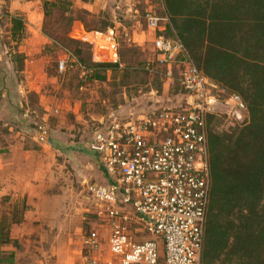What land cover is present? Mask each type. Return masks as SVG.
<instances>
[{
    "label": "built area",
    "instance_id": "obj_1",
    "mask_svg": "<svg viewBox=\"0 0 264 264\" xmlns=\"http://www.w3.org/2000/svg\"><path fill=\"white\" fill-rule=\"evenodd\" d=\"M145 18L155 33L157 64L169 84L177 71L185 94L177 105L127 116L110 111L99 123L91 147L111 182L88 184V192L110 227L109 252L102 254L99 232L90 229L82 264H201L211 184L206 117L216 107L242 117L245 108L239 94L199 70L178 38L158 33L161 17L148 11ZM110 42L95 48L96 62H120L114 29ZM132 221L150 237L134 240Z\"/></svg>",
    "mask_w": 264,
    "mask_h": 264
},
{
    "label": "trees",
    "instance_id": "obj_2",
    "mask_svg": "<svg viewBox=\"0 0 264 264\" xmlns=\"http://www.w3.org/2000/svg\"><path fill=\"white\" fill-rule=\"evenodd\" d=\"M71 6L70 0L44 1L46 14ZM157 11L159 27L183 43L199 70L245 103L242 117L226 107L206 117L211 184L201 264H264V0H157ZM13 24L14 32L22 27L19 19ZM119 54L118 63L91 59L82 80L127 75L121 48ZM4 203L7 196L0 203L1 247L18 242L11 229L24 222L27 209L18 201L5 209ZM7 254L0 264L14 262L15 253Z\"/></svg>",
    "mask_w": 264,
    "mask_h": 264
},
{
    "label": "rangeland",
    "instance_id": "obj_3",
    "mask_svg": "<svg viewBox=\"0 0 264 264\" xmlns=\"http://www.w3.org/2000/svg\"><path fill=\"white\" fill-rule=\"evenodd\" d=\"M155 2L157 1L155 0ZM64 12L65 10L60 8L52 9L49 14H46L45 9V30L53 40L43 44L41 52L35 55L36 58L40 57L43 59V66L40 64L41 69L44 67V71H41L42 74L37 72V68H32L29 76L23 71L22 55L18 52L19 44L0 43V151H4L8 144L17 139V135L19 134L18 139L23 142L22 137H24L27 147L38 148L39 143H41L39 139H44V142H48V139L45 138L46 136L42 138L44 131L48 134H55L56 143L65 146L66 143H70L67 139L69 137L67 132L73 130L74 134L71 133L73 139L71 141L73 143H77V145H81L85 149H91L98 153L97 150L91 147V140L99 124H90V120L88 124H85L84 120H82L87 116L88 111L95 115L105 114L109 110L115 111L117 114H130L136 113L133 111L140 112L144 110L147 112L153 109L177 105L183 100L182 97L185 93L180 86L177 71L175 72V82L169 84L167 82L166 68L157 65L155 62V65H153V60L151 59H153L154 55H158V53L153 45V41L148 37L144 38L142 44L140 42H133L131 44L126 41L127 36H125V33H122V42L121 45L119 44V48H121L123 64L128 65L130 68L126 72L127 75H121L119 78L115 77V79L105 82L94 81L91 83L83 81L82 79L86 73L85 67L90 65L91 55H94L95 48L93 50L90 43L83 40L71 39L67 35L70 18L67 21V16ZM157 14H159L158 11ZM107 19L109 20V15L106 11L102 10L95 21L101 24L105 23ZM140 24H142V27L145 25L143 20L140 21ZM159 31L160 34L173 38L166 34L162 24L159 27ZM128 32L132 33L130 30ZM4 51H8V55H5ZM61 55L76 57L79 60V65L76 60L74 62L68 61L66 62V68L58 71V58ZM145 62L150 64L147 66L148 69L140 68L137 70ZM71 63L72 67L69 66ZM141 63L142 65H140ZM45 77L46 80L44 79ZM28 80H30V83ZM40 80L41 82H45L41 84ZM81 80L84 86L83 84L80 85ZM116 80H121V83H118ZM35 83L41 86L42 91L46 93L48 105L81 102L82 114H78V117H75V114L64 112L62 113L65 118L63 125L57 122L58 119L55 111L47 112L43 106V95L33 90V86L36 85ZM81 87L84 89L81 90ZM92 92L93 94L95 93L94 97L96 99L91 101V105L88 107V98L93 95ZM121 105H125V108H121ZM45 118L47 119L46 121L43 120ZM60 136L63 138H60ZM88 151H84L86 153L83 154L78 153L79 158L72 155H56L55 160L60 165L62 163L69 164L67 166L71 171L68 173L72 172L73 175L64 174L65 178L61 177V179L64 178V181L69 183L68 177L69 179L70 177H74L76 181L74 184L79 189L78 195L84 201L83 208L88 211L84 212V214L90 216L86 217L88 221L84 222L83 233L85 235L89 229L98 231L102 242V254H105V257H107L109 252L110 227L108 224H105L103 219L97 217V205L88 192V184L106 183H100L99 180L88 183L79 182V179L82 177L86 178V175L88 176L89 172L86 174V166L89 165L92 172L94 170L96 175L101 173V168H104L103 159L99 153L96 158L95 154H90V151ZM57 170L59 175L65 173L60 169ZM57 173H55V176H58L57 178L59 179ZM50 176L52 175L50 174ZM91 179L90 177L89 180ZM7 189L6 171L4 170L0 172V203L3 197L7 195ZM3 205L5 209H8L10 202ZM48 215L53 217L49 213ZM33 216L34 214L32 213L30 217ZM44 218L45 216H42V222L48 220ZM33 219H30L25 226L18 225L14 227L12 233L18 242L12 241L2 247L0 246V249H3L0 251L1 259H6L8 257L7 253L14 250L16 264H79L80 258L76 253L79 242L77 235L78 221L73 220L69 222V226H71V231L69 232H72V235L59 236L60 238L57 239L56 235L51 234L50 236L48 234L54 226L49 224L50 226L46 228L44 224L41 228L35 227L31 225V223H34L31 222ZM53 222L56 221L54 220ZM37 223L41 225L40 222ZM129 231L136 241H143L150 237L146 233L137 232L139 231V226L133 221L129 226Z\"/></svg>",
    "mask_w": 264,
    "mask_h": 264
},
{
    "label": "crops",
    "instance_id": "obj_4",
    "mask_svg": "<svg viewBox=\"0 0 264 264\" xmlns=\"http://www.w3.org/2000/svg\"><path fill=\"white\" fill-rule=\"evenodd\" d=\"M44 1L45 0H0V43L19 44L18 52L22 55V68L28 76L31 74L32 68H37V72L42 74L41 71H44V67L41 69V65L43 66V59L40 57L36 58L35 55L41 52L43 44L49 43L53 40L45 30L46 14ZM70 1L72 3L70 10H67L64 13L67 16V21L68 18L71 19V21L69 19L67 28V35L71 39L88 42L92 45L94 50V48L98 45L108 44L110 42V30L114 29L117 32L119 44L122 42V33H125V36H127L126 41L131 44L133 42H140V44H142L144 38L148 37L151 38L154 45L155 33L148 25L145 13L148 11L155 13L157 11V2H155V0ZM102 10L107 12L109 20L107 19V21L105 23H101V25L95 20L99 17V13L102 12ZM14 19H19L22 22V27L17 32L13 31ZM142 20L145 23L143 27L142 24H140V21ZM128 30L132 31V33L128 32ZM8 53V51H4L5 55H8ZM91 59L95 61L94 55H91ZM156 59L157 55H154L151 60L154 62ZM58 60L59 63L60 61L74 62L75 60L78 63V59L76 57H71V55H61ZM58 71L61 70L59 69ZM44 79L46 80V77ZM41 80L39 82H41ZM28 81L30 83V80ZM44 82L42 81L41 84ZM35 84L36 85L33 86V90H36L37 93H41L43 95V106L45 110H47V112L55 111V115H57L56 117L58 119L57 122L62 123L63 125L65 118L62 113L64 112L75 114V117H78V114H82L81 102H77L75 104L55 103L54 105H48L46 102V93L42 91L41 86H38L37 83ZM80 89L83 90L84 88L81 87ZM94 95L95 93L88 98V107L91 105L90 102L96 99ZM120 107L125 108V105H121ZM109 112L110 110L105 114L102 113L103 115H95L88 111L87 116H85L82 120H84L85 124H88V121L90 120V124L97 125ZM133 112L137 113L138 111ZM121 115L127 116L128 114ZM43 120L46 121L47 119L45 118ZM67 133L69 136L67 139L70 143H66V145L63 146L62 144L59 145L56 143L55 134H48L44 131L42 133V138L43 136H46L45 138L48 139V142H44V139H39L41 143H39L38 148L27 147L24 137H22V142L18 139L20 134L17 135L16 140L14 139L13 142L8 144L4 151H0V172L4 170L6 171L8 187L6 196L8 198V202L14 203L18 201L19 204L24 203L27 206L24 213V222L21 224H14L11 231L13 232L15 226L27 225L29 220L34 218L33 221H31L34 222L31 223L32 226L39 228H41L44 224L46 228L50 225L54 226L48 234L50 236L51 234L56 235L57 239H59L64 235H72V232H69L71 231L69 222L73 220L78 221L77 235L79 237V242L76 253L80 258L79 264H82L83 238L85 236L83 233V225L84 222L88 221L86 219L88 215L84 214V212L88 211L83 208L84 201L80 195H78L79 189L74 184V182H76L74 177H70V179L68 177L69 183L64 181V174L68 175V172L71 171L68 167L69 164L62 163L60 165L56 163L55 156L72 155L73 157L79 158L78 153H86L84 151H88L89 149H85V147L77 145V143H73V141H71L73 140L71 136V133L74 134L73 130ZM61 137L62 136H60V138ZM89 151L90 154H95V157H98V153L91 149ZM57 169H60L65 173L60 172L63 175H59L57 173ZM86 170V174L89 172L88 176L86 175V178L82 177L83 179H79L80 183L96 182V180H99L100 183L106 184L111 182V178L106 173L104 168H101V173L97 175L94 170L92 172L89 165L86 166ZM55 173L59 175V179L57 178L58 176H55ZM50 174L52 176H50ZM71 174L73 175L72 172L69 175L71 176ZM61 177L64 178L61 179ZM90 177L92 178L91 180H89ZM32 213L34 216L30 217ZM48 213L53 217H50ZM42 216H45L44 219L48 220L42 222ZM54 220L56 222H53ZM37 222H40L41 225ZM12 252L15 253L14 250H12ZM7 264H16V260H14L13 263Z\"/></svg>",
    "mask_w": 264,
    "mask_h": 264
}]
</instances>
